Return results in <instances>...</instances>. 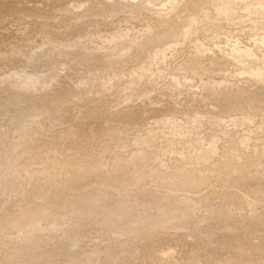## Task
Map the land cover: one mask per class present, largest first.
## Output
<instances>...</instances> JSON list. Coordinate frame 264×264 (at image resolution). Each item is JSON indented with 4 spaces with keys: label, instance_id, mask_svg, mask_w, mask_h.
<instances>
[{
    "label": "rangeland",
    "instance_id": "1",
    "mask_svg": "<svg viewBox=\"0 0 264 264\" xmlns=\"http://www.w3.org/2000/svg\"><path fill=\"white\" fill-rule=\"evenodd\" d=\"M234 1L236 19L229 22L218 18L212 5L223 0H165L163 25L157 14L142 9L135 19L122 11L104 14L111 26L79 34L61 30L48 34L49 41L40 33L19 36L15 28L6 34L0 43V220L32 211L35 224L19 230L4 226L1 236H17L22 242L1 243L0 264H264V0ZM240 2H247L246 8ZM118 25L130 33L157 32L160 39L146 42L113 66L98 54L79 59L72 46L58 52L62 42H84L87 33L110 35ZM164 25L174 28L167 33L174 36L162 32ZM184 28L190 40L179 36ZM7 42L13 45L9 49ZM194 45H203L206 52H196ZM159 52L163 60L155 58ZM141 65L150 66L149 87L137 79ZM16 140L19 148L13 152L11 142ZM202 150L214 153L206 159L212 164L195 161V152ZM138 153L141 161L133 158ZM255 155L261 162L243 175L221 172L229 161L223 159L241 163ZM118 159H129L130 175L116 171L88 178L83 191L105 190L128 209L102 217L94 211L75 215L66 203L52 200L27 208L30 194L45 189L52 176L59 180L55 168L81 165L84 170L97 163L106 170ZM185 170L195 183L179 175V187L166 185L172 173ZM138 171L144 176L134 182L131 175ZM183 199L190 208L182 205Z\"/></svg>",
    "mask_w": 264,
    "mask_h": 264
},
{
    "label": "bare ground",
    "instance_id": "2",
    "mask_svg": "<svg viewBox=\"0 0 264 264\" xmlns=\"http://www.w3.org/2000/svg\"><path fill=\"white\" fill-rule=\"evenodd\" d=\"M165 1V0H0V43H4V38L8 35V34L13 28H15V32L17 33H23V32H27V33H40V34H43L42 37H46L47 40L49 41L50 39L48 34H59L61 30L63 31H67V32H79L82 33H86L88 30H96L98 27H100L101 25L102 26H111L113 22H110L111 20L107 19V17H104L103 15L104 14H110V13H115V12H119V11H122L124 14H126V17H130V19H132L133 15L139 11V10H142V9H145L146 11L148 12H151V13H154L155 15L157 14L158 15V21H160V23L162 24V22L165 24L166 23V20L164 19L163 17V7L161 6L162 5V2ZM240 1V0H239ZM246 1V0H245ZM244 0H241L242 3L245 2ZM252 1V0H251ZM172 2V1H171ZM237 2V1H236ZM234 0H223L222 3L220 4H212L214 5V9H215V13L216 15L218 16V18H221L222 20H227L228 22L229 21H234L236 19V16H235V11H236V8H237V4ZM240 2V5L242 4ZM165 3V2H163ZM166 4V3H165ZM173 4V3H172ZM202 4V3H201ZM247 2L245 4H242L243 7L246 8L247 6ZM196 5V4H195ZM200 3L197 5L199 6ZM205 5V4H204ZM204 5L202 7H204ZM177 6V4H176ZM173 7V6H172ZM201 7V6H200ZM241 7V6H240ZM81 9V10H80ZM80 10V11H79ZM168 10H170L168 8ZM167 10V11H168ZM163 11V12H162ZM144 12V11H143ZM204 12H207L208 11H204ZM167 13V12H166ZM171 13V12H170ZM207 13H204L207 15ZM108 14V15H109ZM118 14V13H117ZM153 14V15H154ZM169 14V13H168ZM167 14V15H168ZM172 14V13H171ZM203 14V15H204ZM209 14V13H208ZM260 14H264V12L260 13ZM156 15V16H157ZM211 15V14H209ZM259 15V14H258ZM102 16V17H100ZM112 16V15H111ZM169 16V15H168ZM172 16V15H171ZM173 17V16H172ZM171 17V18H172ZM212 17V16H211ZM111 18V17H110ZM134 18V17H133ZM143 18V17H142ZM167 18V17H166ZM170 19V16L168 17ZM175 18V17H174ZM202 18V17H201ZM135 19V18H134ZM138 19V18H137ZM190 19V18H188ZM264 19V18H263ZM118 20V19H117ZM124 20V19H123ZM129 20V19H128ZM147 20V19H146ZM135 21V20H134ZM139 21V20H138ZM191 21L193 20H190V21H187L189 22V24L191 23ZM241 21V20H240ZM173 22V21H172ZM143 23V22H142ZM176 23V21H175ZM263 23V22H262ZM159 23H157L156 25H158ZM160 24V26H161ZM168 24V23H167ZM238 24V23H237ZM163 25V24H162ZM174 25V24H173ZM192 25V23H191ZM117 26V25H116ZM115 26V27H116ZM165 26V25H164ZM176 26V24L174 25V27ZM186 26V25H185ZM193 26V25H192ZM235 26V25H234ZM119 28L116 27V30H113L115 31L114 33L112 32V34L110 35H105L103 36L102 33L99 34V33H96V32H91L92 36L89 37L90 34H86L85 35V40L84 42L81 41V40H75L71 43V44H58L57 45V49H58V52L59 53H63L65 52V50L67 49V47L69 46H72L73 48H76V50L78 51V58L79 59H91L93 57H97L96 55L98 54V56L100 58L103 59L104 61V64H108V65H112L114 64L117 60H122L121 58L123 56H128L130 53H133L134 51H140L141 50V47L146 43V42H151V41H155L156 42V39H158L160 36L157 34V32H153L151 31V33H147V32H139L137 33V31H132V33H130L129 31L125 30V29H122L120 28V26L118 25ZM158 27V26H157ZM166 27V26H165ZM190 27V25H189ZM188 27V28H189ZM197 27V25H196ZM108 28V27H107ZM145 28V27H144ZM188 28H184L182 30H180V33L178 32V34H180L179 36L181 37H185L186 34L188 33ZM13 30V31H14ZM110 30V29H109ZM174 31V28L172 29L171 27H166L164 29H162V32L164 31V34L166 33H169L171 31ZM178 30V29H177ZM176 30V31H177ZM111 31V30H110ZM146 31H149V30H146ZM166 31V32H165ZM192 32V31H191ZM12 33V32H10ZM14 33V32H13ZM20 33H19V36H20ZM177 33V32H176ZM28 34V35H29ZM69 34V33H68ZM77 34V33H75ZM163 34V36H165ZM22 35V34H21ZM27 35V34H25ZM39 35V34H37ZM169 34H167V37H172L171 35H173L171 33L170 36H168ZM32 36V35H30ZM174 36V35H173ZM189 36V35H188ZM186 36V38L188 37ZM18 37V36H16ZM22 37V36H21ZM20 37V38H21ZM181 37V38H182ZM183 37V38H184ZM28 38V37H26ZM45 38V39H46ZM160 39V38H159ZM163 39V38H162ZM190 40V38H187ZM176 40V39H175ZM174 40V41H175ZM185 40V39H184ZM192 40V39H191ZM6 41V40H5ZM24 41V40H23ZM52 41V40H51ZM169 41V39H168ZM183 41V40H182ZM26 42V41H25ZM87 42H92L93 44H95L93 46V48H90V47H87L85 44ZM191 42V41H190ZM197 42V41H196ZM258 42V41H257ZM6 43V42H5ZM8 44H4L8 49L11 48L13 45L11 42H7ZM28 43V42H26ZM168 43V42H167ZM192 43V42H191ZM190 43V44H191ZM194 43V42H193ZM3 45V44H2ZM1 45V46H2ZM25 45V44H24ZM193 44H191L192 46ZM0 46V47H1ZM27 46V45H25ZM165 46V45H164ZM167 47V46H165ZM193 47V46H192ZM194 47L196 48V52L197 51H200L201 53H204L202 49L204 48L203 45H194ZM203 47V48H202ZM3 47H1V50H2ZM193 48V49H195ZM6 49V48H5ZM3 49V50H5ZM0 50V53H3L2 51ZM165 50V49H164ZM194 51V50H193ZM194 51V52H195ZM199 52V53H200ZM206 52V51H205ZM154 54V53H153ZM164 53L162 52H159V53H156L155 55V58H161V60H163L164 57H161L163 56ZM193 54V53H192ZM196 54V53H195ZM234 54V53H233ZM132 55V54H131ZM197 55V54H196ZM202 54H198V56L202 57L201 56ZM232 55V53H231ZM5 56V55H4ZM3 56V57H4ZM153 55H151V58H152ZM195 56V55H193ZM197 56V57H198ZM234 55H232L231 57H233ZM130 57V56H129ZM128 57V58H129ZM154 57V56H153ZM236 57V55L234 56ZM1 58V57H0ZM7 58V57H5ZM125 58V57H124ZM127 58V57H126ZM150 58V59H151ZM190 58V57H189ZM192 58V57H191ZM190 58V59H191ZM196 57H194L195 59ZM199 58V57H198ZM167 59V58H166ZM189 59V60H190ZM238 59V58H237ZM1 60V59H0ZM4 60V59H3ZM151 60H154V59H151ZM159 60V59H158ZM186 60V59H185ZM201 60V59H200ZM234 60H236V58H234ZM123 61V60H122ZM160 61V60H159ZM191 61V60H190ZM189 61V62H190ZM198 61V60H196ZM147 62V61H146ZM163 62V61H162ZM165 62V61H164ZM194 62V61H193ZM150 63V62H149ZM158 63V62H157ZM186 64V63H185ZM189 64V63H187ZM190 64H194V63H190ZM113 66V65H112ZM188 66V67H187ZM199 66V65H198ZM150 67V66H149ZM146 66H143L141 65V67L139 68V72L137 73V79L138 80H141L142 79V83L145 81V84L147 85V83H150L153 79H152V76L149 74V72L151 71L150 68ZM153 67V66H152ZM185 67V66H183ZM186 67L189 69L190 68V65H186ZM182 68V67H181ZM196 68V67H194ZM158 69V68H157ZM192 70V68H190ZM189 69V70H190ZM132 72V71H131ZM192 72V71H191ZM134 72H132V76L135 75L136 77V74H133ZM152 73V72H151ZM139 74V75H138ZM154 74V73H153ZM156 75V74H154ZM165 75V74H164ZM128 76V75H127ZM130 76V75H129ZM134 77V76H133ZM163 77V76H162ZM153 78H156L153 76ZM130 79V78H129ZM155 80V79H154ZM188 80V79H187ZM132 81V80H131ZM184 81V80H183ZM110 82V81H109ZM129 82V81H128ZM137 82V81H136ZM135 82V83H136ZM153 82V81H152ZM117 84V83H116ZM154 84V83H152ZM128 85L129 87V84H126V86ZM138 85V84H137ZM150 85V84H149ZM149 85H147V87H149ZM132 86V85H131ZM145 86V85H144ZM127 87V88H128ZM138 88V87H137ZM153 88V87H152ZM186 88V87H185ZM208 88V87H207ZM100 89V88H99ZM130 89V88H129ZM128 90V89H127ZM102 91V90H101ZM101 94V93H100ZM98 95V94H97ZM96 95V96H97ZM98 99V98H97ZM122 102V101H121ZM124 102V101H123ZM97 103V102H96ZM42 116V114H40ZM226 121V120H225ZM152 122V121H150ZM163 123V122H162ZM166 123V122H165ZM164 124V123H163ZM167 125V124H166ZM169 125V124H168ZM172 125V124H171ZM217 125V124H216ZM164 126V125H163ZM158 128V127H157ZM260 128V127H259ZM162 129V128H161ZM174 129V128H173ZM179 129V128H178ZM154 130V129H153ZM164 130V129H162ZM161 130V131H162ZM175 130V129H174ZM189 130V129H187ZM160 131V132H161ZM167 131V130H166ZM170 132V131H169ZM177 130H175L174 133H176ZM179 132V131H178ZM177 132V133H178ZM190 132V131H189ZM68 133V132H67ZM151 134L153 132H150ZM149 133V134H150ZM172 135H175L173 134L172 132H170ZM169 133V134H170ZM184 133V132H183ZM112 134V133H111ZM120 134V133H119ZM118 134V135H119ZM159 134V133H158ZM163 134V133H162ZM162 134L160 133L161 135V138L160 140L163 138L166 140L165 136L162 137ZM166 133H164L165 135ZM168 134V135H169ZM180 134V133H179ZM74 135V134H73ZM104 135V134H103ZM153 135V134H152ZM60 136V135H59ZM70 138L72 135H70ZM120 136V135H119ZM118 136V137H119ZM180 136V135H179ZM178 136V137H179ZM26 137V135H25ZM28 137V136H27ZM30 137V136H29ZM63 137V136H62ZM60 137V138H62ZM65 137V136H64ZM63 137V139H65ZM116 137V135H115ZM138 137V135H137ZM155 139L158 137V136H154ZM168 137V136H167ZM20 138H23V137H20ZM170 138V136H169ZM169 138L167 140H169ZM172 138V136H171ZM175 138V137H174ZM181 138V137H180ZM30 138H28V141H29ZM32 139V138H31ZM63 139H60L61 141ZM68 139V136L67 138ZM73 139V138H72ZM154 139V138H152ZM159 139V137H158ZM162 139V140H163ZM178 139V138H176ZM175 139V140H176ZM22 140V139H20ZM26 140V139H25ZM59 140V138H58ZM75 140V139H74ZM136 140V138H135ZM139 140V139H138ZM163 140V141H165ZM173 140V139H172ZM180 140V139H179ZM182 140V139H181ZM64 141V140H63ZM73 141V140H72ZM145 141V140H144ZM152 141V140H151ZM150 141V142H151ZM156 142V140H154ZM171 141V140H170ZM174 141V140H173ZM198 141V140H197ZM246 141V140H245ZM134 142V141H133ZM141 142H143L141 140ZM147 142V141H146ZM29 143V142H28ZM75 143H76V140H75ZM135 143H140V140ZM149 143V142H148ZM154 143V142H153ZM151 143V144H153ZM203 143V142H202ZM213 143V142H212ZM130 144V143H129ZM144 144V142L142 143ZM146 144V143H145ZM241 144V143H240ZM54 145V144H53ZM86 145V144H85ZM136 145V144H135ZM210 145L209 148H211V143L208 144ZM208 145L206 147V149H208ZM253 145V144H252ZM258 145V144H257ZM17 146H19V140H16V141H12L11 142V149H13V152L14 150L18 149ZM71 146V144H70ZM142 146V145H141ZM145 146H148V145H145ZM138 147V146H137ZM262 147V146H261ZM264 147V146H263ZM115 149V148H114ZM124 149V148H123ZM202 149V148H201ZM204 148V150H206ZM96 150V149H95ZM113 150V149H112ZM111 150V151H112ZM131 150V149H130ZM212 150V148L210 149ZM110 151V152H111ZM197 151V150H196ZM203 151V150H202ZM212 151H215L214 149ZM212 151H203V153L201 154H198V152H195L196 153V157L197 158L195 161L197 160H204L202 162V164L206 161H210V158H208V154L210 155L212 153ZM253 151V150H252ZM22 152V151H20ZM114 152V150H113ZM120 152V151H119ZM211 152V153H209ZM260 152V151H259ZM109 153V152H108ZM121 153V152H120ZM181 153V152H180ZM191 153V152H190ZM13 154V153H12ZM26 154V152H25ZM118 154V153H117ZM141 153H138L135 155V157L133 158H139V160L141 161L142 160V156H140ZM143 154V153H142ZM214 154V153H212ZM223 154V152H222ZM97 155V154H96ZM100 155V154H99ZM98 155V156H99ZM192 156L194 154H191ZM225 155V154H223ZM222 155V157H223ZM263 155V154H262ZM75 156V155H74ZM114 156V154H113ZM145 156H147L145 154ZM180 156V155H179ZM212 156V155H211ZM71 157V156H70ZM97 157V156H95ZM221 157V156H220ZM221 157V158H222ZM255 156H253V159L250 157L247 158L245 161H241V163H238L236 161H234L233 159H228V158H225L223 160H229L227 162L226 165L222 166L220 169L222 170L221 172H224L228 174H244L246 173L248 167H250L252 164L254 165V162L255 164H257V162H259L257 159H254ZM260 157V156H259ZM258 157V159H259ZM73 158V156H72ZM72 158L70 159L72 161ZM132 158V159H133ZM180 158V157H179ZM220 158V159H221ZM257 158V157H256ZM262 158L264 159V156H262ZM261 159L260 162H261ZM69 159V158H68ZM98 159V158H97ZM99 159H102V158H99ZM130 159L131 161H136V160H132ZM239 159V158H238ZM44 160V159H43ZM113 160V159H112ZM222 160V159H221ZM6 161V160H5ZM129 159H126L125 160H115L114 163L112 164V166L110 167V169H102L101 165H96L95 164V167L92 166V165H89L87 167V169L85 168L83 170V166L80 167L79 165L76 167V168H72V169H65L67 167H59V168H55L54 170L56 171L57 170V173L59 174V180L56 182L55 179H52V176L51 178H49V182L47 183V181H45L47 184H46V187H44L45 189H42L41 191L37 192V193H32L28 196L27 199H25V201H27L26 203L30 202L29 204V207L27 208H34V209H37L39 208V204L42 203V201H45V202H50L51 200L53 202H58V203H66L69 208L71 209L70 211L75 214V215H79V214H92L93 211L97 214H99L100 216L102 217H105V216H109V215H113L114 213H116L117 210L121 209V210H126L128 209L129 207L127 206L128 204H121V201L118 202L116 201L114 198L111 197L110 193L106 192L105 190H101L100 192L97 191L98 194H91L89 192H84L83 188V184L85 183V180L88 179V178H99L101 176H107L109 177L110 175H112L113 172H119L120 174H129L130 170H129ZM151 161V160H150ZM190 161V160H189ZM206 161V163H207ZM88 162V161H87ZM98 162V161H96ZM225 162V161H224ZM259 162V163H260ZM263 162V161H262ZM64 163V162H63ZM135 163V162H134ZM133 163V164H134ZM138 163V162H137ZM199 163V162H198ZM212 164V160L210 162ZM210 163H207V164H210ZM223 163V162H222ZM226 163V162H225ZM224 163V164H225ZM264 163V162H263ZM53 164V163H52ZM143 164V163H142ZM196 164V163H195ZM51 165V164H50ZM74 165V164H73ZM131 165V164H130ZM138 165V164H137ZM136 165V166H137ZM215 165V164H213ZM217 165V164H216ZM218 165H223V164H218ZM86 166V164H85ZM104 166V165H102ZM134 166V165H133ZM209 166V165H208ZM163 167V166H162ZM181 166H179V169H180ZM214 167V166H213ZM218 167V166H217ZM67 168H70V167H67ZM137 168V167H135ZM182 168V167H181ZM142 169V168H141ZM184 169V168H183ZM182 169V171H183ZM218 169V168H217ZM115 170V171H114ZM164 170V169H163ZM178 170V169H176ZM194 170V169H193ZM42 171V170H41ZM40 171V172H41ZM54 171V172H55ZM140 171V170H139ZM133 172V174L131 175V178L134 180V182L136 180H138L141 176H142V172ZM152 171V170H151ZM162 171V170H161ZM188 172H190L189 170H187ZM187 171L185 170V172H174L172 173V175L167 178V181L165 183H167L166 185H172V187H174V184L176 187H179L177 186V183L181 180L178 181V176L179 175H183L186 183H191V181L193 179H191V175L187 174ZM49 173V171H47ZM52 172H53V169H52ZM51 172V173H52ZM54 172H53V175H54ZM171 172V171H170ZM43 174L45 173L42 172ZM47 173V174H48ZM118 173V174H119ZM144 173V172H143ZM158 173V172H157ZM193 173V172H192ZM40 174L41 173H37ZM35 174V176L37 175ZM43 174H41L42 176H44ZM116 174V173H115ZM117 174V175H118ZM145 174V173H144ZM150 174H154L153 173H150ZM159 174V173H158ZM165 174V173H164ZM161 173V175L159 174L158 176H162L164 175ZM171 173H169L170 175ZM196 174V173H195ZM31 175V174H30ZM33 175V174H32ZM56 175V174H55ZM123 175V176H124ZM130 175V174H129ZM147 175V174H146ZM166 175V174H165ZM167 175H168V172H167ZM262 176V173L260 174ZM264 175V174H263ZM34 176V175H33ZM32 176V177H33ZM34 176V177H35ZM120 176V175H119ZM144 176V175H143ZM142 176V178H143ZM157 176V177H158ZM193 176V174H192ZM30 177V176H29ZM38 177V176H36ZM41 177V176H40ZM50 177V175H49ZM117 177V176H116ZM155 177V176H154ZM48 178V176L46 177ZM45 178V179H46ZM56 178V177H55ZM113 178H115V176H113ZM31 179V177H30ZM52 179V182L51 180ZM120 179V178H119ZM159 180H161L159 177H158ZM183 179V180H184ZM47 180V179H46ZM55 180V181H54ZM106 180V179H105ZM109 180V179H108ZM114 180V179H113ZM121 180V179H120ZM119 180V181H120ZM128 180V179H127ZM140 180V179H139ZM164 180V179H162ZM161 180V181H162ZM54 181V182H53ZM104 181V180H103ZM126 181V180H125ZM132 181V180H131ZM157 181V180H156ZM159 181V182H161ZM188 181V182H187ZM117 182V181H116ZM127 182V181H126ZM124 182V183H126ZM144 182V180H143ZM163 183V181H162ZM164 183V184H165ZM192 183H195L194 181ZM191 183V185H192ZM44 184V183H43ZM164 184H161L163 185L164 187ZM117 185V184H116ZM123 185V184H121ZM120 185V186H121ZM125 185V184H124ZM140 185V184H139ZM190 184H189V187H192ZM198 186V184L196 183L195 186ZM45 186V185H44ZM104 186V185H103ZM108 186V185H107ZM105 186V187H107ZM142 186V185H141ZM188 186V185H186ZM102 187V186H101ZM124 188V186H122ZM122 187L120 188V190L122 189ZM162 187V188H163ZM167 187V186H166ZM175 187V188H176ZM194 187V186H193ZM91 188V187H90ZM197 188V187H195ZM194 188V189H195ZM104 189V188H102ZM164 190H166L165 188H163ZM192 190H194L193 188H191ZM21 190V189H20ZM40 190V189H39ZM86 190V189H85ZM168 190V189H167ZM88 191V190H87ZM90 191V190H89ZM96 191V190H94ZM123 191H126V190H123ZM122 191V192H123ZM128 191V190H127ZM138 191V190H137ZM142 191V190H140ZM144 191V189H143ZM142 191V193H143ZM2 192V190H1ZM16 192V191H15ZM33 192V191H32ZM148 192H150L148 190ZM198 192V191H197ZM31 193V192H30ZM116 193V191H115ZM137 194V193H136ZM139 194V193H138ZM137 194V195H138ZM141 194V193H140ZM146 195H148L149 193H146ZM143 194V195H145ZM153 194V193H151ZM17 193L13 194V197H17ZM20 195V194H19ZM26 195V194H25ZM145 195V197H146ZM155 194H153L154 196ZM151 196V195H149ZM147 196V197H149ZM151 196V197H153ZM116 197V195H115ZM120 197V196H119ZM26 198V197H25ZM12 199V198H11ZM117 199V197H116ZM122 199V198H121ZM152 199V198H151ZM154 199V198H153ZM13 200V199H12ZM11 200V201H12ZM16 200H18L16 198ZM124 200V199H123ZM185 199H183L184 201ZM125 202V200L123 201ZM22 203V202H21ZM6 205V204H5ZM183 206L185 207H188L190 208V203L186 202V200L182 203ZM192 205V204H191ZM32 206V207H31ZM78 206H82L84 210L82 209H79ZM23 207V206H22ZM26 209V208H25ZM29 209V211H31ZM19 210V209H18ZM23 210V209H22ZM27 211V209H26ZM25 211V212H26ZM193 210L191 209V212ZM20 212V211H19ZM24 213V212H22ZM28 213V212H27ZM26 215L24 214V216H19L21 217L19 219L18 216H14L15 218H4L3 220H0V244L1 243H5L6 241H13V244L14 241H16L18 238L17 236H14V237H9V236H1L2 235V229L4 228V226H7L9 228H13L14 229H21L20 227L22 225H25L27 223H31L33 224L32 220L33 219V215L30 213H32V211L30 213H28L29 215ZM193 213V212H192ZM19 214V213H18ZM21 214V213H20ZM19 214V215H20ZM45 216V215H44ZM80 216H83V215H80ZM86 216V215H85ZM16 217H18L16 219ZM36 218V216H35ZM29 223V224H30ZM35 224V223H34ZM33 224V225H34ZM25 228V226H24ZM29 228V227H28ZM18 229V230H19ZM32 229V228H31ZM28 230V229H27ZM26 230V231H27ZM33 231V230H32ZM35 232V231H34ZM4 234V233H3ZM9 234V233H8ZM5 235V234H4ZM19 235V234H18ZM19 237V236H18ZM21 238V237H20ZM23 238V237H22ZM33 239V238H32ZM21 241V240H20ZM19 239H18V242H20ZM32 241V240H31ZM22 242V241H21ZM24 243V242H23ZM32 243V242H31ZM30 243V244H31ZM10 244H12L10 242ZM12 244V245H13ZM4 245V244H3ZM2 245V246H3ZM7 245V244H5ZM16 245V244H15ZM14 245V247L17 249L18 247H16ZM21 245V244H19ZM1 246V245H0ZM10 247V246H9ZM13 247V246H12ZM2 248V247H0ZM11 249V248H10ZM15 249V250H16ZM14 250V249H13ZM11 250V251H13ZM19 250V249H18ZM3 251H4V246H3ZM24 251V250H23ZM28 251V250H27ZM8 252V250H7ZM6 252V253H7ZM15 252V251H14ZM12 252L10 255H13ZM19 253V252H18ZM17 253V254H18ZM21 253V252H20ZM4 254V253H2ZM1 254V255H2ZM6 255V254H5ZM4 256V255H2ZM13 259V258H11ZM15 262V261H14ZM12 264V262H11Z\"/></svg>",
    "mask_w": 264,
    "mask_h": 264
}]
</instances>
